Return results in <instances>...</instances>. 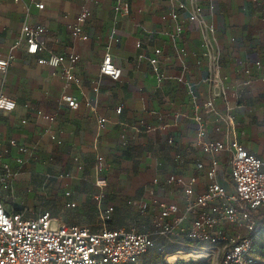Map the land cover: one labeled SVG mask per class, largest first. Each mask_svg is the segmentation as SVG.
<instances>
[{
	"label": "crops",
	"instance_id": "0c3cea01",
	"mask_svg": "<svg viewBox=\"0 0 264 264\" xmlns=\"http://www.w3.org/2000/svg\"><path fill=\"white\" fill-rule=\"evenodd\" d=\"M178 4L185 8L172 20ZM118 6H126V13ZM194 6L214 29L207 37L224 90L214 101L216 114L203 109L217 91L205 82V31L189 20ZM82 9L90 13L82 25L86 41L74 39L68 29ZM36 27L45 32L35 55L26 53L22 41L14 46L25 30ZM177 49L186 53L185 78L199 99L207 138L236 141L264 159V0H0V58L8 60L6 72H0V96L14 103L12 112H0L4 209L16 208L28 219L49 213L92 232L144 233L154 212L141 215L137 207L150 203L153 179L195 176L194 190L201 193L205 181L194 162L200 158L207 166L209 158L195 145L190 100L175 81L181 74ZM107 53L120 70L116 80L99 72ZM50 55L78 59L53 68L46 63ZM152 58L163 78L159 84L148 62ZM69 68L79 83L65 86L63 71ZM63 95L74 98L78 109L62 104ZM219 164V182L231 191L220 177L227 169L222 156ZM155 191L157 200L184 208L178 187Z\"/></svg>",
	"mask_w": 264,
	"mask_h": 264
},
{
	"label": "built area",
	"instance_id": "2783aa9c",
	"mask_svg": "<svg viewBox=\"0 0 264 264\" xmlns=\"http://www.w3.org/2000/svg\"><path fill=\"white\" fill-rule=\"evenodd\" d=\"M35 7L42 9L43 6ZM121 8L126 13V6H118L116 10ZM184 8L183 4H178L169 18L176 20L178 11ZM89 16V11L82 9L74 23L68 27L74 39L87 40L82 25ZM189 20L199 23L205 31L202 42L208 66L205 82L217 92L203 104V109L216 114L214 101L224 96V90L221 88L218 58L207 37V33L213 34L214 29L212 25L205 26L198 6H194ZM44 32L42 27L27 29L14 46L20 45L22 41L26 53L35 55L43 46L39 37ZM154 54L157 56L160 51L156 50ZM176 55L180 60L181 74L175 81L185 87L190 100L196 127L195 145L202 156L209 158L207 166L200 158L194 162L196 170L202 173L205 181L203 191L195 192V176L186 179L169 175L162 181L153 179L148 191L150 203L141 202L137 207L141 215L154 212L150 229L144 233L123 228H102L92 232L87 228L60 222L49 213L28 219L23 213L6 211L0 203V264H136L159 239L166 242V257L171 260L174 252L194 251L201 253V257L187 261L207 260L211 264L256 263L257 258L252 255L251 247L256 236L264 231V159L249 154L236 141L207 138V126L200 114L199 99L192 84L185 78L186 64L183 58L186 53L183 49H177ZM77 59L75 55H50L46 63L57 68L64 60L73 65ZM148 62L159 84L163 78L158 73V61L152 58ZM197 64H200L199 60ZM7 67L8 60L0 58V72L5 73ZM99 72L114 80L120 76V70L113 65L108 53L102 59ZM63 76L65 86L79 83L71 73V68L65 69ZM60 102L71 110H77L79 106L69 95H63ZM13 109L14 103L0 96V112L10 113ZM118 112L120 109H117ZM103 124L104 120H100L99 127L102 128ZM215 131L219 132V128ZM220 156L222 166L228 169L227 183H230L231 191L218 179ZM180 158V155L175 156L177 161ZM100 160L98 159L99 162ZM4 169H7L6 165ZM97 184L102 185L103 182ZM173 186L182 190L185 202L183 209L175 203L155 198V189ZM112 211V208L105 210L103 220L107 221Z\"/></svg>",
	"mask_w": 264,
	"mask_h": 264
},
{
	"label": "trees",
	"instance_id": "16d2710c",
	"mask_svg": "<svg viewBox=\"0 0 264 264\" xmlns=\"http://www.w3.org/2000/svg\"><path fill=\"white\" fill-rule=\"evenodd\" d=\"M12 210L15 212H20V210H18L16 208H13ZM263 232L264 231L260 232L253 241V244L251 247L252 255H253L254 243L259 237L262 236ZM166 245H167L166 242L163 241L162 239L155 241L154 245L147 251V253L139 261H142V259H144V257H146V255H148L151 252V250H157L158 251V250L164 249L166 247ZM262 251L264 253V246L262 247ZM201 255H202L201 253H193L190 251L189 252H174L172 254V260H170L169 262L158 261L156 264H210L209 262H207L205 260L187 261L188 259H199L201 257ZM253 256H255V255H253ZM255 264H258V260L256 261Z\"/></svg>",
	"mask_w": 264,
	"mask_h": 264
},
{
	"label": "rangeland",
	"instance_id": "374dc122",
	"mask_svg": "<svg viewBox=\"0 0 264 264\" xmlns=\"http://www.w3.org/2000/svg\"><path fill=\"white\" fill-rule=\"evenodd\" d=\"M220 176L221 178H223V180L225 181V183L227 182V175H228V170H222ZM264 246V232L262 234L261 237H259L255 243H254V249H253V255H255L257 257L258 260V264H264V253L262 251V247ZM167 245L164 249L161 250H151V252L146 255V257H144V259H142V261H139L137 264H156L158 261H164V262H169L171 259H169L168 257H166V249H167ZM189 252V251H186ZM193 253H198V252H194V251H190ZM207 261V260H205ZM210 263V262H209ZM211 264V263H210Z\"/></svg>",
	"mask_w": 264,
	"mask_h": 264
}]
</instances>
